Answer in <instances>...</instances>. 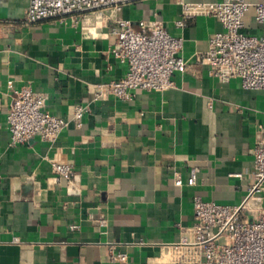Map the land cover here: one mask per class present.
Listing matches in <instances>:
<instances>
[{"label": "crops", "instance_id": "1", "mask_svg": "<svg viewBox=\"0 0 264 264\" xmlns=\"http://www.w3.org/2000/svg\"><path fill=\"white\" fill-rule=\"evenodd\" d=\"M29 4L0 0V264H172V247L194 224L195 197L227 206L247 198L264 125V91L210 76L197 56L223 26L199 16L177 28L180 0L88 12L77 24H25ZM118 19L158 21L184 38L188 64L175 73L174 89L93 101L99 84L127 73L109 54V29ZM246 22L249 33L261 34L251 16ZM9 81L41 92L52 115L70 119L78 104L91 112L81 127L71 121L54 143L35 136L13 147ZM53 161L74 167L71 186L53 173ZM193 171L195 186L175 185V172L186 183ZM249 207L264 208V192ZM111 250L126 253L127 261L111 262Z\"/></svg>", "mask_w": 264, "mask_h": 264}, {"label": "built area", "instance_id": "2", "mask_svg": "<svg viewBox=\"0 0 264 264\" xmlns=\"http://www.w3.org/2000/svg\"><path fill=\"white\" fill-rule=\"evenodd\" d=\"M140 0H30L24 19L34 24L48 19L77 24L83 14L106 8L121 11L129 3ZM181 18L177 28L186 27L196 17H212L223 26V31L209 38L207 52L199 54L197 61L209 66V74L222 82L239 80L246 90L264 91V0H221L190 3L180 0ZM251 16L261 34L248 32L246 19ZM1 26V22H0ZM112 46L109 54L127 66L124 78L99 84L93 101L114 97L131 100L137 91L166 92L176 87L174 75L184 72L187 61L182 56L184 38L171 35L158 21L127 19L115 20L109 29ZM11 104L7 124L11 133V146L26 144L33 137L54 143L73 121L78 127L91 112L89 106L78 104L70 112V119L49 113L46 97L31 85L15 88L12 81ZM254 150V184L244 202L227 206L194 199V224L182 230L180 241L173 249L172 264H264V208L251 210L249 201L264 192V125ZM53 173L70 186L76 172L69 163L53 161ZM177 187L197 183L193 171L184 182L182 174L174 173ZM105 226V221H100ZM225 244H221V239ZM14 243H20L14 238ZM126 253L110 252L113 263H125Z\"/></svg>", "mask_w": 264, "mask_h": 264}, {"label": "rangeland", "instance_id": "3", "mask_svg": "<svg viewBox=\"0 0 264 264\" xmlns=\"http://www.w3.org/2000/svg\"><path fill=\"white\" fill-rule=\"evenodd\" d=\"M226 240L223 238L221 239V244H225Z\"/></svg>", "mask_w": 264, "mask_h": 264}]
</instances>
